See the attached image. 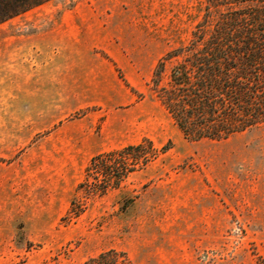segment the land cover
I'll use <instances>...</instances> for the list:
<instances>
[{"label": "rangeland", "instance_id": "1", "mask_svg": "<svg viewBox=\"0 0 264 264\" xmlns=\"http://www.w3.org/2000/svg\"><path fill=\"white\" fill-rule=\"evenodd\" d=\"M204 6L51 0L0 24V264H155L147 257L187 228L173 208L212 202L228 224L190 264H264V122L190 142L147 85ZM144 139L169 149L101 196L78 190L93 157Z\"/></svg>", "mask_w": 264, "mask_h": 264}, {"label": "trees", "instance_id": "2", "mask_svg": "<svg viewBox=\"0 0 264 264\" xmlns=\"http://www.w3.org/2000/svg\"><path fill=\"white\" fill-rule=\"evenodd\" d=\"M49 1L0 0V24ZM147 85L190 142L226 140L263 123L264 0H205L189 42L158 60ZM168 149L144 139L101 153L78 190L101 196ZM93 172L101 177L98 186L88 180ZM79 212L72 202L68 217Z\"/></svg>", "mask_w": 264, "mask_h": 264}, {"label": "crops", "instance_id": "3", "mask_svg": "<svg viewBox=\"0 0 264 264\" xmlns=\"http://www.w3.org/2000/svg\"><path fill=\"white\" fill-rule=\"evenodd\" d=\"M94 83V89L100 96L98 105L108 106L111 100L109 87L104 85L103 78ZM117 87L119 88V86ZM128 102L138 106L132 94L128 98ZM173 211L172 223L185 224L187 228L183 230L182 234H175L173 239L166 244V248L162 244L157 254L153 253L147 257L154 260L155 264H190L192 251L218 244L224 228L228 224V215L224 212L223 206L214 202L203 206H176ZM192 230L194 234H192ZM175 231L182 232L181 228L175 229ZM161 246L163 247L161 248Z\"/></svg>", "mask_w": 264, "mask_h": 264}]
</instances>
